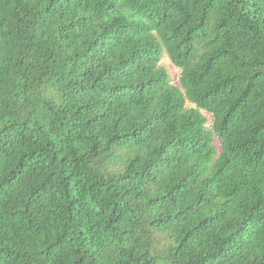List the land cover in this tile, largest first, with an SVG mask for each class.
Wrapping results in <instances>:
<instances>
[{"label":"trees","instance_id":"16d2710c","mask_svg":"<svg viewBox=\"0 0 264 264\" xmlns=\"http://www.w3.org/2000/svg\"><path fill=\"white\" fill-rule=\"evenodd\" d=\"M0 264H264V0H0Z\"/></svg>","mask_w":264,"mask_h":264},{"label":"rangeland","instance_id":"374dc122","mask_svg":"<svg viewBox=\"0 0 264 264\" xmlns=\"http://www.w3.org/2000/svg\"><path fill=\"white\" fill-rule=\"evenodd\" d=\"M161 66L166 68L169 73L171 74L173 80H174V83L175 84H179V78H180V73L179 71L175 68V66L172 64V62H170V60L168 58H164L162 63H161Z\"/></svg>","mask_w":264,"mask_h":264}]
</instances>
